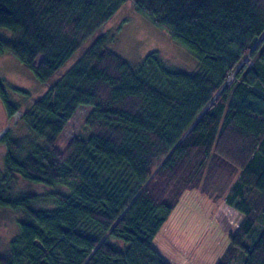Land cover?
I'll return each mask as SVG.
<instances>
[{
	"label": "trees",
	"instance_id": "1",
	"mask_svg": "<svg viewBox=\"0 0 264 264\" xmlns=\"http://www.w3.org/2000/svg\"><path fill=\"white\" fill-rule=\"evenodd\" d=\"M124 1L0 0V52L46 80ZM135 2L197 68L156 51L132 64L97 35L22 112L21 134L0 136V206L24 213L0 264H170L154 238L197 188L242 215L214 264H264V0ZM9 90H25L0 77L11 116ZM81 105L87 133L61 148ZM18 175L52 189H15Z\"/></svg>",
	"mask_w": 264,
	"mask_h": 264
},
{
	"label": "rangeland",
	"instance_id": "2",
	"mask_svg": "<svg viewBox=\"0 0 264 264\" xmlns=\"http://www.w3.org/2000/svg\"><path fill=\"white\" fill-rule=\"evenodd\" d=\"M135 1L125 0L46 80H40L33 69L12 51L0 52V77L25 90H9V97L18 104V110L11 116L0 96V136L8 128L21 134L18 119L22 112L75 62L99 34H106V45L132 64L138 63L148 52L156 51L168 65L195 70L198 66L196 57L165 27L157 24L151 15L138 9ZM88 111L86 105L76 110L57 139L59 147L62 148L73 136L87 133L84 119ZM4 152L5 147L0 144V169ZM12 187L38 193L52 189L50 185L30 181L20 175ZM61 190L68 188L62 186ZM36 203L35 206L52 204L49 201ZM23 216L21 209L0 206V249L17 234L18 220ZM241 216L225 203L223 196L213 198L201 188L189 189L181 194L153 244L170 264H214L227 243L228 233L238 227Z\"/></svg>",
	"mask_w": 264,
	"mask_h": 264
}]
</instances>
